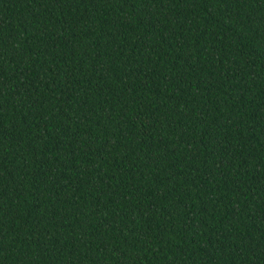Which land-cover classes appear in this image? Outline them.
Returning a JSON list of instances; mask_svg holds the SVG:
<instances>
[{"label":"trees","instance_id":"obj_1","mask_svg":"<svg viewBox=\"0 0 264 264\" xmlns=\"http://www.w3.org/2000/svg\"><path fill=\"white\" fill-rule=\"evenodd\" d=\"M0 264H264V0H0Z\"/></svg>","mask_w":264,"mask_h":264}]
</instances>
